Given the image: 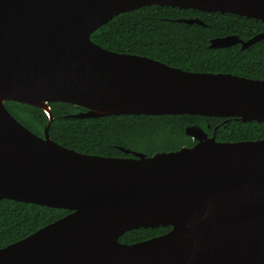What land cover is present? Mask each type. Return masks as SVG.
I'll use <instances>...</instances> for the list:
<instances>
[{
	"label": "water",
	"instance_id": "95a60500",
	"mask_svg": "<svg viewBox=\"0 0 264 264\" xmlns=\"http://www.w3.org/2000/svg\"><path fill=\"white\" fill-rule=\"evenodd\" d=\"M151 5L264 22V0H0V200L69 211L0 248V264H264V139L219 142L188 126L191 147L103 157L54 143L48 127L36 135L4 106H35L49 121L48 103L62 102L86 109L71 118L197 115L264 123V80L184 71L90 40L114 16ZM262 39L264 32L246 42L229 35L209 47L240 42L245 49ZM159 226L170 230L118 241Z\"/></svg>",
	"mask_w": 264,
	"mask_h": 264
},
{
	"label": "trees",
	"instance_id": "16d2710c",
	"mask_svg": "<svg viewBox=\"0 0 264 264\" xmlns=\"http://www.w3.org/2000/svg\"><path fill=\"white\" fill-rule=\"evenodd\" d=\"M203 22L186 24L179 19ZM264 32V22L228 13L203 12L170 6H145L114 16L90 35V40L109 51L144 56L167 66L197 73H223L264 80V39L246 49L239 46L213 49L210 40L229 35L248 39ZM8 112L27 129L75 152L103 157H133L131 152L150 157L156 153L191 147L196 141L185 128H201L220 142L264 138V123L234 118L197 115H98L67 117L86 112L73 104L50 102L51 121L38 107L4 102ZM121 148L129 150L126 154ZM69 213L13 200H0V248L25 238ZM170 227L138 228L122 234L124 244L160 236Z\"/></svg>",
	"mask_w": 264,
	"mask_h": 264
},
{
	"label": "flooded vegetation",
	"instance_id": "af4514ba",
	"mask_svg": "<svg viewBox=\"0 0 264 264\" xmlns=\"http://www.w3.org/2000/svg\"><path fill=\"white\" fill-rule=\"evenodd\" d=\"M236 36V35H235ZM255 36V35H254ZM238 37V36H237ZM253 37V36H252ZM252 37H250V38H248V39H242V38H240V37H238L240 40H242L243 42H246L247 40H249V39H251ZM260 41V40H259ZM258 42V41H257ZM256 43V42H255ZM255 43H252L251 45H253V44H255ZM251 45H249L248 47H250ZM232 46H239L240 47V49H242V44L240 43V42H238V43H236V44H233V45H231V46H228V47H232ZM228 47H224V48H228ZM248 47H246V48H248ZM245 48V49H246ZM208 135V134H207ZM213 135V134H212ZM211 135V136H212ZM211 136H208V137H211ZM215 136V135H214ZM260 139H264V138H260ZM216 140V139H215ZM254 140H259V139H254ZM254 140H244V141H254ZM217 141V140H216ZM220 142V141H219Z\"/></svg>",
	"mask_w": 264,
	"mask_h": 264
},
{
	"label": "bare ground",
	"instance_id": "6f19581e",
	"mask_svg": "<svg viewBox=\"0 0 264 264\" xmlns=\"http://www.w3.org/2000/svg\"><path fill=\"white\" fill-rule=\"evenodd\" d=\"M38 104H39V102H38ZM40 105H41V106H44V104H43L42 102H40Z\"/></svg>",
	"mask_w": 264,
	"mask_h": 264
}]
</instances>
